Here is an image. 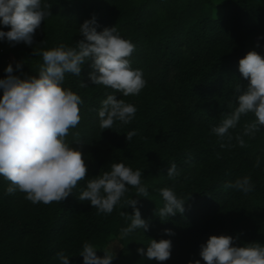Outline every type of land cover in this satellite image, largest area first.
Instances as JSON below:
<instances>
[{"label": "trees", "instance_id": "trees-1", "mask_svg": "<svg viewBox=\"0 0 264 264\" xmlns=\"http://www.w3.org/2000/svg\"><path fill=\"white\" fill-rule=\"evenodd\" d=\"M43 3L51 6L52 15L37 29L32 45L0 40V61L12 64L13 75L39 78L43 59L34 50L61 43L75 46L82 38L80 26L95 16L97 31L116 26L135 45L130 63L143 71L147 83L138 95L123 96L91 83L90 62L81 76L66 74L63 86L83 100L82 119L66 140L83 152L87 177L65 201L45 205L31 203L19 191L6 194L10 182L0 176V264H61L57 257L61 251L69 264H84L80 253L85 242L95 245L101 257L104 248L118 242L121 250L112 264H194L196 260L205 264L199 253L212 235L238 238L234 246L264 245V125L254 138L243 136L246 147H240L235 137L255 120L253 113L242 115L237 126L229 129L230 142L211 131L238 107L236 85L243 89L248 84L239 72V60L252 50L264 56V0ZM0 30L10 31V27L0 23ZM5 69L0 64V79L7 77ZM82 81L88 87H80ZM109 94L133 104L137 111L129 124L117 121L112 129L103 130L98 112ZM133 130L137 135L127 141L126 134ZM257 157L259 167L254 166ZM173 162L179 175L170 179L167 170ZM112 163L143 172L148 197H137L135 188L129 187L124 199H139L142 218L149 222L147 231L136 229L121 238L120 230L130 221L120 212L134 214L131 207L121 203L111 214H98L90 202L78 199L88 180L110 171ZM243 176H251L252 192L225 187ZM163 188H172L180 198L191 196L183 214L163 220L158 216L165 203ZM151 239L171 240V258L159 262L141 256L137 249L146 252Z\"/></svg>", "mask_w": 264, "mask_h": 264}, {"label": "clouds", "instance_id": "clouds-1", "mask_svg": "<svg viewBox=\"0 0 264 264\" xmlns=\"http://www.w3.org/2000/svg\"><path fill=\"white\" fill-rule=\"evenodd\" d=\"M50 8L43 0H0V23L10 27V31L0 30V40L6 38L9 43L32 45L37 29L46 17L52 15ZM98 27L93 16L80 26L82 38L75 46L61 43L49 50L35 49V55L42 56L44 65L39 70V78L21 79L13 75L12 64L5 69L7 77L0 79V89L3 90L0 99V176L10 182L6 194L22 192L33 204L60 203L73 194L79 181L87 177L88 165L83 152L66 140L70 129L76 128L82 119L80 105L83 104L80 95L63 86L66 74L81 76L83 66L90 62L92 84L110 87L123 96L138 95L146 86L143 71L133 69L130 63L135 50L131 40L124 39L116 26L103 31H97ZM16 67L20 68L21 64ZM239 72L248 84L243 89L239 84L235 87L238 107L211 131L222 140L227 137L230 142L233 137L229 129L237 126L242 115L253 113L255 120L244 125L243 135L235 137L240 147H246L243 136L254 138L264 125V56L255 50L249 51L239 60ZM80 87L88 86L82 81ZM136 111L133 104L109 94L98 112L99 126L106 130L112 129L117 121L129 124ZM75 135L79 136V133ZM135 135V130L128 132L127 141ZM225 146L230 145L221 144V147ZM254 166H260L259 157ZM178 175L177 165L173 162L167 176L174 179ZM142 176L140 169L112 163L110 171L88 180L78 199L90 202L98 214H111L121 203L122 207H131L134 214L120 212L121 217L130 221L120 230L121 238L136 229L147 231L149 222L142 218L139 199H124L129 187L135 188L137 197H148ZM225 187L247 194L255 185L251 176H243ZM160 194L165 201L158 213L162 220L177 212L183 214L185 203L191 198L178 197L172 188H163ZM165 232L174 235L171 229H165ZM236 239L230 235H212L206 244L201 245L199 255L205 264H264V245L251 242L234 246ZM172 247L169 239H151L146 252L144 248L137 251L148 260L164 262L171 258ZM97 251L95 245L85 242L80 253L84 264H112L116 258L113 245L102 250V257ZM57 257L61 264H69V257L63 251L58 252ZM194 264H201V261L196 260Z\"/></svg>", "mask_w": 264, "mask_h": 264}, {"label": "rangeland", "instance_id": "rangeland-1", "mask_svg": "<svg viewBox=\"0 0 264 264\" xmlns=\"http://www.w3.org/2000/svg\"><path fill=\"white\" fill-rule=\"evenodd\" d=\"M0 64L3 69L8 67V63L0 61ZM111 245H113V250L115 251L116 254H119L121 250V245L118 242H113Z\"/></svg>", "mask_w": 264, "mask_h": 264}]
</instances>
